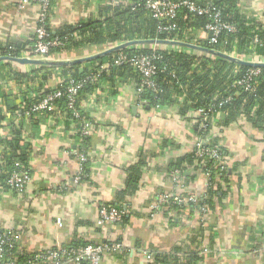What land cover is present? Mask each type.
I'll return each instance as SVG.
<instances>
[{
    "label": "crops",
    "instance_id": "crops-1",
    "mask_svg": "<svg viewBox=\"0 0 264 264\" xmlns=\"http://www.w3.org/2000/svg\"><path fill=\"white\" fill-rule=\"evenodd\" d=\"M136 2L54 0L49 24L56 31L65 24L101 20L106 6L117 5L123 9ZM238 6L246 17L264 20V0H239ZM39 15L36 3L21 9L18 0H0V50H10V45L16 43L23 46L20 57L56 62L88 57L132 41L122 40L105 48L94 46L48 57L28 56ZM207 36V31L201 32V37ZM1 56L8 55L0 52ZM263 59L257 56L248 60L263 62ZM7 63L11 62L0 61L3 112L8 108L2 102L4 94L11 96L8 101L11 106L26 90L35 95L61 82L62 65L13 62L17 72L27 75L18 80L12 78L10 68H4ZM43 67L46 68L41 73L51 76L48 82L41 84L38 78L28 79ZM7 74L10 79L6 78ZM114 89L116 93L112 94V87L105 83L96 90L94 98L87 95L82 99L81 109L91 122L85 144L80 135L83 123L72 120L70 125H65L67 118L59 108H55L50 120L24 122L21 143L29 146L24 152L28 156L31 183L23 193L0 184V229L13 233L20 253L28 255L85 242L106 247L121 244L118 249L105 253L101 264H153L156 253L173 249L180 250L179 261L166 264H185L191 257L190 252L197 254L191 264H264V128L252 127L244 115L231 121L222 113L215 114L210 119L212 137L209 140L215 139L226 151L229 178L222 188L226 195L210 211L192 212L185 208L168 215L153 211L152 204L158 195L180 196L191 192L201 197L209 184L208 174L201 171L194 182L181 186L168 168L172 159L196 151L199 139L194 130L196 120L177 113L180 102L144 108L131 79L118 80ZM7 123H0V141L12 138ZM78 152L86 154L83 168L86 165L88 173L83 176L79 174ZM139 159L145 162L139 190L132 196L123 195L128 167ZM185 175L194 174L191 170L182 177ZM113 205H123L128 210L126 220L99 224L101 209Z\"/></svg>",
    "mask_w": 264,
    "mask_h": 264
},
{
    "label": "trees",
    "instance_id": "trees-1",
    "mask_svg": "<svg viewBox=\"0 0 264 264\" xmlns=\"http://www.w3.org/2000/svg\"><path fill=\"white\" fill-rule=\"evenodd\" d=\"M194 1L198 4L213 3L222 11L223 19L235 25V31L223 32L216 43H210L208 36L205 38L201 37V32L206 31L208 18L195 15L186 8L178 10L176 17L171 20L176 24L175 30L166 31L160 29L159 27L162 26L161 22L149 14L145 7V0H137L133 6L129 5L123 9L117 5L114 7L106 6L107 8H103L104 17L101 20L89 19L76 25L65 24L55 31L49 24V16L52 14L54 2V0H50L46 19L47 29L52 37H58L63 42V45L52 49L50 55L73 52L74 50L94 46L105 48L122 40L175 39L229 54L234 53L235 56L244 60L254 59L257 56L264 57V20L255 21L251 16L246 17L244 13H241L238 6L239 0ZM256 37L259 42H255ZM10 46H12L10 50L2 48L0 50L1 54L11 57H20L22 55V45L15 43ZM154 46L149 44L129 45L119 50L129 55L140 52L154 57L153 62L156 66V72L153 76V81L155 87L144 88V91L139 95L144 102V108L146 106H149V109L173 106L180 102L177 113L180 116L195 119L194 130L199 138L203 140L204 146L208 148L216 147L218 151V156L209 154L199 156V150L196 149L192 153L181 155L171 160L168 167L169 172L175 173L177 171L179 173L177 179L179 183H177L181 184V186L194 182L197 174L201 171L208 174L209 184L205 194L201 197L191 194V192L182 193L180 196L168 194V200L162 204L158 212L164 211L170 215L171 211L178 212L185 208H190L192 212L201 211L202 209L210 211L221 203L225 197L226 192L222 188L229 178V169L224 157L225 148L217 144L215 139L212 140L210 138L211 140H209L212 128L210 119L217 113H222L226 120L231 121H236L238 117L244 115L252 127L263 129L264 65L259 66L260 73L253 82V89H246L243 85L238 84L237 81L243 78L249 69L254 67L252 65L238 64L220 56L208 55L207 52L197 49H187L179 46H172L171 48L163 45ZM119 51L93 58L87 62L60 66L59 76L61 77V82L55 87L47 89L46 92L61 90L65 93V88L71 78L84 80V87L81 89L79 101H82L89 93H94L100 84L103 83L102 81L109 83L110 87H112V94L116 93L114 87L117 85L118 80L131 79L136 87L140 86L142 75L130 64L112 67L109 70L102 69L105 64L113 61ZM236 67H239L237 71H235ZM4 68H10L14 75L12 78L20 80L27 76L25 73L17 72L13 62L5 64ZM45 68L36 69L28 79L34 81L35 78H38L41 80V84H45L51 77L47 72L41 73L42 69ZM9 74L6 75V78L10 76ZM88 75H94L96 80H85ZM26 91L18 99L16 98L11 106L8 102L11 96L4 94L2 102L4 104L7 103L6 106L8 108L3 112L0 107V123L8 120L7 126L12 132L11 139L0 141V155L3 159V162L0 163V184L6 186H8V176L17 168L15 165L16 160H19L25 168H28V156L24 151L29 146L21 143L25 121L35 120L34 123L45 121L50 114L55 112V108H59L60 112L66 116L65 125H70L72 120L74 123L77 122V124L88 120L86 112L80 107L78 108L80 116L76 117L73 115V110L68 108L66 95L56 98L55 107L46 110L43 115L32 113L26 116L22 111V115L18 117L17 112L21 110V107L28 108L38 98L43 96V93L39 91L35 95L29 93L28 90ZM181 97L183 98L182 101H180ZM200 110L204 112H200ZM205 115L208 117L207 121H203ZM82 141L85 144L87 137L83 136ZM144 164V160L139 159V161L128 167V177L121 194L132 196L139 190ZM191 170L194 175L182 177L184 172ZM87 173L88 169L85 165L81 176ZM220 191L222 193H219ZM189 196H195L196 202H178L179 199L188 198ZM113 206L126 211V215L121 222L126 220L128 210L123 205ZM170 217L172 218V216ZM10 236L13 240L15 239L12 232ZM85 245L87 243L83 242L72 245V247ZM35 253L37 252L28 255L20 253L16 244L5 259L8 261L9 258H14L16 264H28ZM180 253L179 249H173L166 253H156L153 258V264L179 261ZM196 255L195 252H190L191 257L185 264H191ZM0 264L4 263L0 262Z\"/></svg>",
    "mask_w": 264,
    "mask_h": 264
},
{
    "label": "built area",
    "instance_id": "built-area-1",
    "mask_svg": "<svg viewBox=\"0 0 264 264\" xmlns=\"http://www.w3.org/2000/svg\"><path fill=\"white\" fill-rule=\"evenodd\" d=\"M32 2L39 6L40 15L35 26L34 44L29 46L27 55L48 57L51 50L55 47L63 45V42L58 37H52L47 29L46 19L47 11L50 6V0H18V5L19 8L22 9L27 4ZM145 7L153 18L161 22L162 26L159 28L166 31H173L176 29V24L171 20L176 17L178 10L181 8H186L189 12L195 15L206 16L208 18L206 31L208 32L210 43H216L223 32H234L236 29L233 23L223 19L222 11L218 9V7H216L213 3L198 4L194 0H145ZM255 42H259L257 37L255 38ZM230 55L235 56L234 53H230ZM153 59L154 57L145 53L136 52L129 55L123 51H119L114 57L113 61L105 64L102 69L109 70L112 67H117L123 64L132 65L142 75L140 86L136 87V92L138 95H140V93L144 91V88L155 87L153 76L156 72V66L153 62ZM238 68L239 67H237L235 71H237ZM259 73L260 68L253 67L249 69L244 77L239 79L237 83L243 85L246 89H253V82ZM85 80L95 81L96 77H94V75H88L86 76ZM103 84L105 83H101L97 90H100ZM83 87L84 80H76L75 78H71L67 87L65 88V93H63L61 90H54L48 93L42 92L43 96L38 98V100L28 108H25L24 106L21 107V110L17 112V116L20 117L22 115V111L26 114V116L32 113L43 115L46 110L55 107L56 98L66 95L68 108L73 110V115L79 117L80 110L78 108H81V101H79V99L80 92ZM94 93H96V91ZM94 93L88 95L94 98ZM200 112L204 111L200 110ZM52 116L54 115H49L47 118L50 120ZM207 119L208 117L205 115L203 121H207ZM6 121L8 120H5L4 122ZM90 131L91 122L85 120L82 124L80 135L88 136ZM197 149L199 150V156L204 154L218 156L216 147H205L203 140L200 138L197 140ZM77 156L80 165L79 174H82L83 162L86 160V154L83 152H78ZM1 162H3V159L0 155V163ZM15 165L17 168L14 169L8 176L7 184L16 193H23L31 183V173L19 160H16ZM178 177L179 173L176 171L174 174V180L177 181ZM168 198L169 195L166 193L158 195L157 199L152 204L153 211H158V209L168 200ZM186 201L196 202V198L194 196H189L188 198L179 199L178 202L183 203ZM125 215L126 211L124 209L114 206L103 207L100 211L99 224L121 222ZM10 233V230L0 229V262H3L4 264H16L14 258H9L8 261L5 259L16 245V241L15 239H12ZM120 246L121 244H115L112 247H106L105 245L101 244H87L85 246L76 247L67 246L49 248L35 253V255L30 258L28 264H101L105 253H108L112 248L116 250Z\"/></svg>",
    "mask_w": 264,
    "mask_h": 264
},
{
    "label": "water",
    "instance_id": "water-1",
    "mask_svg": "<svg viewBox=\"0 0 264 264\" xmlns=\"http://www.w3.org/2000/svg\"><path fill=\"white\" fill-rule=\"evenodd\" d=\"M146 43H151V44H159V45H174V46H181V47H187V48H191V49H198V50H202L205 52H208L212 55L215 56H220L226 59H229L231 61H234L238 64H245V65H252L254 67H259L264 65V62L262 61H249V60H244L241 59L239 57L230 55L228 53L222 52V51H218L215 49H211V48H205V47H201L195 44H191V43H187V42H182V41H178V40H170V39H147V40H132V41H128L116 46H113L111 48L105 49L99 53L93 54L91 56L88 57H84V58H79V59H74V60H68V61H50V60H45V59H38V58H28V57H11V56H1L0 57V61L1 60H7V61H11V62H17L20 64H32V65H69V64H73V63H80V62H85L88 60H91L93 58L102 56V55H106L115 51H119L129 45H141V44H146Z\"/></svg>",
    "mask_w": 264,
    "mask_h": 264
}]
</instances>
